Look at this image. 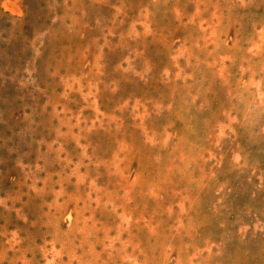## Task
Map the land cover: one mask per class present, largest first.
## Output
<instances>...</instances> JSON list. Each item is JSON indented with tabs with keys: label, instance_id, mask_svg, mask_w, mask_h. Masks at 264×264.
I'll list each match as a JSON object with an SVG mask.
<instances>
[{
	"label": "rangeland",
	"instance_id": "374dc122",
	"mask_svg": "<svg viewBox=\"0 0 264 264\" xmlns=\"http://www.w3.org/2000/svg\"><path fill=\"white\" fill-rule=\"evenodd\" d=\"M0 264H264V0H0Z\"/></svg>",
	"mask_w": 264,
	"mask_h": 264
}]
</instances>
